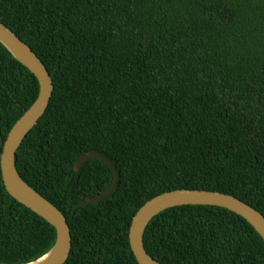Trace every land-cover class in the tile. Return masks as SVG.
Masks as SVG:
<instances>
[{"label":"trees","instance_id":"trees-1","mask_svg":"<svg viewBox=\"0 0 264 264\" xmlns=\"http://www.w3.org/2000/svg\"><path fill=\"white\" fill-rule=\"evenodd\" d=\"M0 22L51 73L45 115L16 155L22 179L71 227L66 264H139L138 211L175 190L229 194L264 215V0H0ZM36 76L0 43V129L38 98ZM2 151V150H0ZM119 180L106 192L113 171ZM56 229L7 191L0 161V264H28ZM163 264H264V240L243 217L186 205L145 237Z\"/></svg>","mask_w":264,"mask_h":264},{"label":"water","instance_id":"water-1","mask_svg":"<svg viewBox=\"0 0 264 264\" xmlns=\"http://www.w3.org/2000/svg\"><path fill=\"white\" fill-rule=\"evenodd\" d=\"M0 43L36 76L40 85L38 98L13 126L6 141L3 140L0 129V150H2L0 161L4 185L14 199L44 218L56 229L57 238L51 251L37 261L28 264H66L72 251V233L67 217L22 179L16 165V155L20 147L49 108L55 89L53 77L33 49L1 22ZM92 159L105 162L113 171L114 180L106 192L88 201L80 202L77 207L97 204L110 197L118 184L119 174L113 162L98 152H87L81 156L75 164V170L79 172L82 166ZM186 205L218 206L228 209L250 223L264 240V215L248 203L235 196L217 191L175 190L153 198L133 218L130 228V244L139 264H163L148 253L144 243L146 230L152 220L162 212Z\"/></svg>","mask_w":264,"mask_h":264},{"label":"bare ground","instance_id":"bare-ground-1","mask_svg":"<svg viewBox=\"0 0 264 264\" xmlns=\"http://www.w3.org/2000/svg\"><path fill=\"white\" fill-rule=\"evenodd\" d=\"M46 258H48V257H46Z\"/></svg>","mask_w":264,"mask_h":264}]
</instances>
